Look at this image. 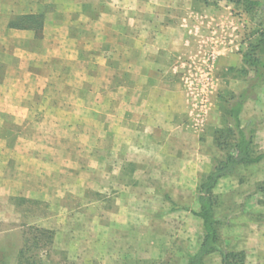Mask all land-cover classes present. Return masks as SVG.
Masks as SVG:
<instances>
[{
  "label": "rangeland",
  "instance_id": "obj_1",
  "mask_svg": "<svg viewBox=\"0 0 264 264\" xmlns=\"http://www.w3.org/2000/svg\"><path fill=\"white\" fill-rule=\"evenodd\" d=\"M23 1L27 0H0V27L9 15L11 5L19 6ZM99 1L104 2L105 6L107 3L115 6V0H45L43 13L47 22L43 37L47 42L55 37V10L62 12L56 16L58 20L65 21L75 17L78 27L73 33L78 45L74 47V51L79 52V60L74 63L70 61L71 53L68 49L73 47H65L67 50L62 52L54 48L50 41L49 44L46 43V51L40 53L39 63L36 62L31 67L46 76V81H43L46 84L44 96L29 97L28 101L33 107L41 101L46 104L74 101L78 104L79 109L74 116H78L83 125L71 132L76 131L82 136V141L78 142L79 152L70 155L64 151L70 149L64 143L68 141L69 127L50 124L39 126L36 121L29 126L21 125L11 116L0 112V252L4 253L6 264H16V252L22 246L23 232L29 226L53 232V244L46 264H186V253H194L200 244V221L182 208L197 210V187L202 176L225 155V152L214 146L213 141V148L208 149L211 155L207 162V172L201 174L196 188L169 191L170 195L173 193L177 201L183 204L177 206V212L170 211L172 205H169L171 202L168 193L156 189L149 194L148 205L136 207L138 216L134 223L129 227L120 223L124 217L119 214L120 206L117 203L119 188L121 190L130 186L133 179L128 171L132 168L127 167L125 173L119 174L115 167L116 160H102L100 109L98 113L90 111L87 116L83 112L86 102H92L90 108L100 102V95H96V90L101 83L102 65L99 48L95 47V43L97 44L96 39L100 40L101 27L105 24L100 21L89 25V21H85V17L74 10L83 6L84 10L89 11L87 15L95 19L100 17V13L96 14L97 8L93 10L92 6ZM123 1L126 5L139 6L137 9L140 11H135V16L128 14L126 9L119 10L118 14L114 11L109 16L112 21L107 24L118 22L119 19H126L131 23L138 21L144 37L156 33V29L163 24H171L177 39L182 37V30L186 31L189 38L185 39L189 42L190 54H194L197 49L202 52L208 50L211 45L208 36L215 30L217 50L220 52L215 63V74L220 80V88L214 99L215 105L209 112L207 124L216 122L218 127L215 129L222 128L225 121L224 101L229 94H237L245 87V78L233 69L242 67V53L252 33L261 26L263 18L259 11L246 12L243 3L235 4L230 0ZM99 10L102 11L103 8H98ZM195 26L200 31H188ZM60 30L58 28L56 32V39L63 41L65 27ZM87 30L92 33L95 30V36L91 37ZM1 33L2 31V42L5 36ZM111 34L112 31H109L110 36ZM88 39L92 41L86 44ZM112 39H116L115 36ZM9 58H12L9 49L0 50V81L10 75V68L16 65ZM84 67L94 74V78L82 77ZM66 70L76 77L53 78L56 72ZM39 81V85H42V81ZM37 84L38 82H30V86ZM74 85L82 88L91 86L95 93L92 97L88 96V99L84 95H79V100L72 96L73 99L69 96V88ZM55 91L61 92V99L53 94ZM20 99L7 95L6 101L19 103ZM33 113L29 118L36 120L38 112ZM248 120L254 122L255 150L263 153L264 85L256 89L255 99L244 106L241 122L245 124ZM86 122L95 123L89 127L85 125ZM209 128L207 134L211 136L214 128ZM90 133L97 138L93 143L86 138ZM18 139H23L24 142H17ZM260 167L261 165L242 166L238 173L225 177L224 182L213 190L214 212L219 219L220 241L224 249L254 252L262 244L259 235L261 231L264 232V185L263 191L259 190V185L264 180L259 181L258 178ZM151 179L156 180L157 175L151 176ZM182 179L191 184L194 182L193 176H183ZM138 194L143 196L146 192ZM250 256L255 258L254 254ZM207 264L216 262L210 260Z\"/></svg>",
  "mask_w": 264,
  "mask_h": 264
},
{
  "label": "crops",
  "instance_id": "obj_2",
  "mask_svg": "<svg viewBox=\"0 0 264 264\" xmlns=\"http://www.w3.org/2000/svg\"><path fill=\"white\" fill-rule=\"evenodd\" d=\"M44 3L45 0H33L32 2L27 0L18 6L12 2L11 10L8 11L9 15L0 27L1 34L5 36L3 41H0V50L9 49L12 57L9 59L16 62L15 67L10 68L12 70L10 75L0 81V112L11 116L21 125L29 126L36 121L39 126L50 124L69 127L68 141L64 143L69 145L70 149L69 151L64 149V151L71 155L79 152L78 142L82 141V136H79L76 131L71 132L83 125L79 122L78 116H74L78 112V104L74 101L65 104L56 101L46 104L41 101L33 107L28 101L33 95L44 96L46 84L43 81H46V76L34 71L31 67L34 63H39L38 57L40 53L46 51L44 50L46 43L49 44L52 41L54 48L62 52L67 50L65 47H73L68 49L71 53L70 61L74 63L79 60V52L74 51V47L78 45L77 37L73 33V30L78 27L76 18L58 20L56 16L62 12L55 10L53 21V36L55 37L47 42L43 37L47 22L46 15L43 13ZM138 7L126 5L123 0H115V6L110 3L105 6L104 2L99 1L92 6V9L97 8L96 14L100 13L98 15L100 17L95 19L87 15L89 11L84 10L83 6H79L77 10L79 12L74 10L78 15L85 17L89 25L100 21L105 24L101 27L100 40L96 39L97 44L95 43V47L99 48L102 65L101 83L96 90V95H100V102L92 108H90L92 102H86L83 112L87 116L90 111L98 113L100 109L102 147L100 157L102 160H116L117 166L115 167L119 174L125 173L127 167L132 168L128 172L132 174L133 180L128 188L124 187L121 190L119 188L117 202L120 206L119 214L124 217L120 223L127 227L136 221L138 216L136 207L148 205L151 192L162 189L168 193L171 202L169 205L181 206L183 204L177 201L173 193L170 195L169 191L194 190L201 174L207 172V162L211 155L208 149L213 148L211 145L213 131L218 127L216 122L207 124V120L220 88V80L215 74V63L220 53L217 50L218 39L215 36V30H212L208 36L211 43L208 50L202 52L197 49L194 54H190L192 52H189V42L185 39L189 38L186 36V31L182 30V37L177 39L174 26L171 24H163L156 29V33L147 37L141 35L142 26L138 21L131 23L126 19L123 21L119 19L118 22L107 24L112 21L109 16L114 11L118 14L119 10L126 9L128 14L135 16V11H140ZM98 8H103V10L98 11ZM29 15H43L40 32L42 36L39 34V38L31 29H16L8 26L11 20ZM62 27H65V36L64 40L60 41L61 39H56V32L58 28L62 30ZM87 31L91 37L95 36V30L93 33L90 30ZM109 31H112V36L109 35ZM188 31L194 33L200 31V28L195 26L193 30ZM113 36L116 39H112ZM91 41H87L86 44ZM72 53H75V56H72ZM207 70H209L211 84L206 91V114L200 124L197 96L200 89L202 91L201 81ZM70 72L69 70L58 71L53 78H75L76 76ZM93 76L94 74L84 67L82 77L91 79L94 78ZM39 80L42 81V85H39ZM31 81L38 82L37 86H30ZM93 89L91 86L86 88L77 85L70 86L69 96H74L76 100H79L78 96L84 95L88 99V96L94 95L95 90ZM3 91L7 93H2ZM53 94L57 96V99H61V92L55 91ZM7 95L13 99L18 97L21 99L19 103H7ZM25 99L27 101L24 102ZM35 111L38 112L36 120L29 118V115ZM93 123L86 122L85 125L91 127ZM209 127L214 128L211 136L207 134ZM86 138L90 143L97 139L92 133ZM17 142H24V140L18 139ZM59 151L62 152V150ZM211 151L213 152L214 149ZM254 165H261L258 178L259 181H263L264 160ZM240 169L242 166L237 167L234 173H238ZM153 175H157L156 180L151 179ZM183 176H193V184L181 180ZM224 179L226 178L220 179L216 187L223 183ZM126 192L129 193L126 194ZM139 192L142 194L146 192V194L140 196ZM177 210L170 211L177 212ZM197 221L199 222L198 219ZM261 232L259 235L262 240L261 246L254 252H245L246 264H264V232ZM131 233L135 235L134 232ZM251 254H254L255 258L251 257ZM210 260L221 264L218 253L205 256L202 264H207Z\"/></svg>",
  "mask_w": 264,
  "mask_h": 264
},
{
  "label": "trees",
  "instance_id": "obj_3",
  "mask_svg": "<svg viewBox=\"0 0 264 264\" xmlns=\"http://www.w3.org/2000/svg\"><path fill=\"white\" fill-rule=\"evenodd\" d=\"M245 5L246 12L259 11L263 21L260 28L252 33L245 51L241 56L242 67L238 72L245 78V87L237 94H229L225 104V121L220 129L213 131V144L224 157L217 161L210 171L202 176L197 187V210L190 212L200 221L202 238L195 253H187V264H202L203 258L212 253H218L221 264H246L245 253L221 246L219 234V219L216 217L215 197L213 190L222 178L233 175L239 166L254 165L264 160V152L258 153L254 145V122H241V114L248 101L254 100L256 89L264 85V0H230ZM10 28L31 29L39 38L42 28L41 15L17 17L8 25ZM264 183L259 185L263 191ZM179 209L177 206L172 211ZM23 244L15 255L16 264H46V258L53 244V232L46 229L29 226L23 232ZM0 264H6L3 252H0Z\"/></svg>",
  "mask_w": 264,
  "mask_h": 264
},
{
  "label": "built area",
  "instance_id": "obj_4",
  "mask_svg": "<svg viewBox=\"0 0 264 264\" xmlns=\"http://www.w3.org/2000/svg\"><path fill=\"white\" fill-rule=\"evenodd\" d=\"M211 84V78L209 75V70L205 72L203 75L202 81H201V88L200 92L198 93L197 96V109L199 111V116L200 118V124L202 123V118L206 114V105H207V94L206 91L209 88V85Z\"/></svg>",
  "mask_w": 264,
  "mask_h": 264
}]
</instances>
